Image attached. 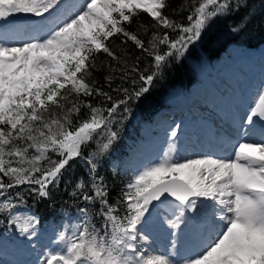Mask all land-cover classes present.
Masks as SVG:
<instances>
[{
	"label": "snow or ice",
	"instance_id": "snow-or-ice-1",
	"mask_svg": "<svg viewBox=\"0 0 264 264\" xmlns=\"http://www.w3.org/2000/svg\"><path fill=\"white\" fill-rule=\"evenodd\" d=\"M243 6V0H191L179 9L187 11L180 22L164 13L167 0H0V222L35 238L40 219L26 193L50 198L63 170L82 157L85 146L96 144L83 156L89 191L81 179L71 195L95 208L100 223L89 218V207H81L75 230L58 234L64 248L48 250L37 264H173L146 250L157 228L170 231L173 249L184 229L200 234L202 250L185 256L182 264H264V88L240 117L245 139L233 154L166 152L138 171L114 202L103 177L96 175L97 158L118 138L115 125L130 116V104L217 18ZM140 12L155 21L154 29L171 32L154 31L146 46L124 26ZM19 14L41 22H18ZM241 24L231 30L239 31ZM118 34L147 53L152 71L142 72L138 61L129 65L113 49L110 40ZM101 53L114 62L102 65L109 91L90 80ZM130 77L131 86L123 87ZM88 97L102 98L104 106H94ZM82 109L88 115L80 119ZM257 119L259 139L250 140ZM179 128L169 133L173 144Z\"/></svg>",
	"mask_w": 264,
	"mask_h": 264
},
{
	"label": "trees",
	"instance_id": "trees-1",
	"mask_svg": "<svg viewBox=\"0 0 264 264\" xmlns=\"http://www.w3.org/2000/svg\"><path fill=\"white\" fill-rule=\"evenodd\" d=\"M191 0H167L168 7L164 13L170 18L183 22L187 11L181 12L179 9L190 4ZM244 5L238 12L226 17L217 18L206 30L202 38L192 45L188 52L179 60L170 61L150 87L138 101L130 104L131 114L127 118L115 125L118 132V138L110 146V149L103 155L98 156V168L96 175L103 177L108 186L109 201H116L125 185L135 176L127 165L125 160L130 155V150L146 138V127L154 123L162 111L171 107L167 97L170 92L176 88L189 90L191 87L200 83V78L196 72V66L203 61H207L212 68H217L218 63L223 59L224 54L229 47L236 46L242 49H260L264 45V0H243ZM244 21L241 24V21ZM155 21L147 14L140 12L133 16L132 22L124 23L129 32L136 33L138 38L144 41L147 46L148 41L152 38L154 31L162 34L163 28L154 29L152 26ZM241 24L239 31H232L234 25ZM122 35L111 38L110 44L113 49L127 57L129 65L139 63L140 70L152 71V61L147 53L139 49L133 41ZM107 63H114L106 54L97 56L96 68L92 70L90 80H95L97 86L104 91H109L105 82L107 70L102 67ZM132 77L122 83L123 87L131 86ZM117 81L113 83L115 88ZM139 84H137V87ZM116 98V93H111ZM94 106L103 107L102 98L88 97ZM88 109H82L79 118H86ZM96 147L95 141L88 144L82 149V157L73 159L63 170V175L57 187L50 191V198L42 199L26 193L28 206L40 218L42 224L54 222L63 224L64 222L73 223L79 221L81 207L90 208L89 218L95 217V223H100V218L96 216L95 208L86 205L78 196L71 195L74 186L81 179L84 181V191H89L87 185L90 184L88 166L83 156H87ZM55 158V156H53ZM15 191H21L20 188ZM4 222H0V231L7 229Z\"/></svg>",
	"mask_w": 264,
	"mask_h": 264
},
{
	"label": "rangeland",
	"instance_id": "rangeland-1",
	"mask_svg": "<svg viewBox=\"0 0 264 264\" xmlns=\"http://www.w3.org/2000/svg\"><path fill=\"white\" fill-rule=\"evenodd\" d=\"M77 2L82 3L83 0H77ZM30 15L19 14L15 17L19 22H29V23H40V20H34L28 18ZM22 27V25H20ZM21 31H27L23 27ZM19 38H26L25 36H20ZM260 50H264L260 49ZM264 51L259 52V55H262ZM250 59H258L253 55L252 51H244L239 48H231L230 52L225 54L221 62L218 63L217 68H210L207 63H203L198 67V72L202 78V83L194 87L190 92L179 91V94L184 95L183 98L192 105V118L202 116L208 117L213 123L216 120L214 116V110L216 109V102L211 100L216 99L217 95H227L232 96L230 87H232L233 76L235 70H242L244 65L249 63ZM261 66L250 67V71L257 74L259 78V85L255 88L254 91H250L252 96H249V107L252 106L253 99L256 96V93L259 89L264 88V63L261 62ZM236 78V77H235ZM238 78H236L237 80ZM244 82L242 84V88ZM187 94V95H186ZM201 95L206 101H211L208 105H199L197 97ZM181 98V96H180ZM246 99V97H245ZM168 100L172 105L177 106L175 114L172 116H166L162 119H159L152 128H147L150 131L147 134L146 139H142L136 148L130 150L129 157L125 160L126 165L135 172V175L138 171L143 170L144 168L154 164L159 161L164 153L175 154L179 153L181 156H196L200 153H205L204 150L197 148H192L191 145L186 144V140L189 137H186L185 131L188 127V121L191 122L188 111H183L181 114H178L179 109H183L179 103V99L174 98L171 94L168 96ZM182 100V98H181ZM247 108V110L249 109ZM203 108L209 109V111H204ZM246 110V112H247ZM217 111V110H216ZM229 110L226 112L224 117L229 116ZM245 112V113H246ZM196 113V114H194ZM244 113V114H245ZM230 120V118H227ZM168 120L172 122L168 123ZM260 121V120H259ZM231 122V121H230ZM176 125H180L178 129V136L175 138V143H172V138L169 133L175 129ZM256 130V128H255ZM239 133V132H238ZM258 135V131H255ZM199 135V132L197 133ZM258 136H255L253 133L250 134L248 139L255 140ZM244 139L239 141H234L230 144L232 148H226L229 150L222 156H229L233 154L235 147L238 146L239 142H242ZM33 212V211H32ZM34 213V212H33ZM35 214V213H34ZM36 215V214H35ZM79 221L73 223H63L55 224L49 223L46 225L39 224L37 226L38 235L35 238H27L19 235L15 230L7 228L0 232V264H37L39 259H42V254L48 250H57L60 251L64 248L62 243H57L58 234L63 232L65 235H70L72 231L75 230L74 226ZM182 237L186 235L187 242L179 245L176 241V248L171 247V241L173 236L170 235V231L167 228H157L151 234L150 242H153L152 245H146V250L148 254L164 255L167 256L170 260L173 261V264H182V259L191 254L193 251L202 250L199 247L200 234L193 233L189 229L187 231L181 232ZM156 242V244L154 243Z\"/></svg>",
	"mask_w": 264,
	"mask_h": 264
},
{
	"label": "bare ground",
	"instance_id": "bare-ground-1",
	"mask_svg": "<svg viewBox=\"0 0 264 264\" xmlns=\"http://www.w3.org/2000/svg\"><path fill=\"white\" fill-rule=\"evenodd\" d=\"M22 28V27H21ZM264 63V57H263ZM261 61L257 59H250L247 65H244L242 70H235V73L232 74L233 82L232 87H230V91L232 96L227 95H217L216 99L211 100L212 102H216L217 106L214 110V116L216 117L215 122L213 123L208 117L197 116L193 117L192 114V105L193 103H189V101H185L183 98L185 97L182 94H179L178 91H173L171 96L179 99V103L183 110L188 111V115L190 116V121H188V127L185 131L186 137H189L186 140L187 145H191L192 148H197L198 150H206L205 153H214L215 155L222 156L229 150L226 148L230 147V144L234 141H239L241 139H245L244 130L239 127L240 125V117L244 116L247 108L249 107V96H252L250 92L259 85V76L254 72L250 71V67L261 66ZM257 78V84H254L253 77ZM238 78L236 80V78ZM244 82V86L242 88V84ZM182 100H181V98ZM246 97V99H245ZM198 104L208 105L211 101H206L204 97L199 95L197 97ZM217 110V111H216ZM229 110V116L224 117L226 112ZM204 111H209V109L203 108ZM211 112V111H209ZM196 114V113H194ZM227 118H230L227 119ZM231 121V122H230ZM262 126L261 121L259 119L256 120L255 128L256 130L260 129ZM197 131L199 135L196 134ZM239 132V133H238ZM250 137V135H249ZM259 139V138H257ZM255 139V140H257ZM252 140V139H251ZM204 153V152H203ZM188 229H184L183 231H187ZM187 237L180 233L179 238L177 239L179 245L187 242ZM156 244V242H154ZM149 245H152L153 242H149ZM147 244V246H148ZM154 245V244H153ZM152 255V254H149ZM154 256V255H152Z\"/></svg>",
	"mask_w": 264,
	"mask_h": 264
}]
</instances>
